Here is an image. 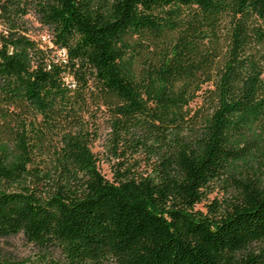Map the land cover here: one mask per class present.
<instances>
[{"label": "trees", "instance_id": "1", "mask_svg": "<svg viewBox=\"0 0 264 264\" xmlns=\"http://www.w3.org/2000/svg\"><path fill=\"white\" fill-rule=\"evenodd\" d=\"M20 232L35 249L0 264H264V0H0V236Z\"/></svg>", "mask_w": 264, "mask_h": 264}, {"label": "rangeland", "instance_id": "2", "mask_svg": "<svg viewBox=\"0 0 264 264\" xmlns=\"http://www.w3.org/2000/svg\"><path fill=\"white\" fill-rule=\"evenodd\" d=\"M25 17L29 34L36 39H40L43 43L51 44L47 28L39 23L35 15L30 13ZM58 53L62 55L61 50ZM88 129L93 136L95 135L91 142V148L98 157L97 163L99 169L104 175L111 177L114 166L119 158L111 152L109 147L111 131L107 115L104 112H99L97 115L91 117L88 123ZM224 196L225 191L217 185L215 189L208 193V198L198 203V206L200 208H206L204 202L211 200L213 197L221 200ZM0 248L5 252L26 254L32 252L35 249V245L28 241L23 233L20 232L8 236H0Z\"/></svg>", "mask_w": 264, "mask_h": 264}]
</instances>
